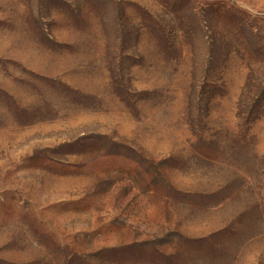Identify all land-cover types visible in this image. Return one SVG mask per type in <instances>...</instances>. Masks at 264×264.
<instances>
[{"label": "rangeland", "instance_id": "obj_1", "mask_svg": "<svg viewBox=\"0 0 264 264\" xmlns=\"http://www.w3.org/2000/svg\"><path fill=\"white\" fill-rule=\"evenodd\" d=\"M0 264H264V0H0Z\"/></svg>", "mask_w": 264, "mask_h": 264}, {"label": "crops", "instance_id": "obj_2", "mask_svg": "<svg viewBox=\"0 0 264 264\" xmlns=\"http://www.w3.org/2000/svg\"><path fill=\"white\" fill-rule=\"evenodd\" d=\"M144 243L140 242H132V243H126V244H118L117 246H114L113 249L111 250V254H119L122 256L125 255H131V252L135 249H143ZM142 247V248H141Z\"/></svg>", "mask_w": 264, "mask_h": 264}]
</instances>
